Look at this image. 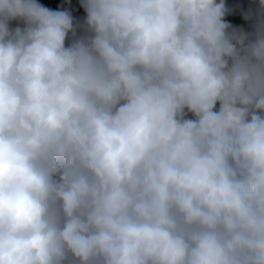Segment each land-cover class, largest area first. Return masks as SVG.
<instances>
[{
  "label": "clouds",
  "instance_id": "9594fccd",
  "mask_svg": "<svg viewBox=\"0 0 264 264\" xmlns=\"http://www.w3.org/2000/svg\"><path fill=\"white\" fill-rule=\"evenodd\" d=\"M79 3L0 0V264H264V0Z\"/></svg>",
  "mask_w": 264,
  "mask_h": 264
},
{
  "label": "trees",
  "instance_id": "16d2710c",
  "mask_svg": "<svg viewBox=\"0 0 264 264\" xmlns=\"http://www.w3.org/2000/svg\"><path fill=\"white\" fill-rule=\"evenodd\" d=\"M38 2L53 9H56L61 5L68 7L70 8L74 18L78 20H80L84 12L80 7L79 0H67V3H65V0H38ZM225 3L229 8L235 9L231 15L226 16V20L233 25L247 27L246 22L239 14V10L241 8L247 9L248 7L252 6L251 0H225Z\"/></svg>",
  "mask_w": 264,
  "mask_h": 264
},
{
  "label": "water",
  "instance_id": "95a60500",
  "mask_svg": "<svg viewBox=\"0 0 264 264\" xmlns=\"http://www.w3.org/2000/svg\"><path fill=\"white\" fill-rule=\"evenodd\" d=\"M84 16H85V15H84ZM84 16H83V17H84ZM80 20H82V18H81Z\"/></svg>",
  "mask_w": 264,
  "mask_h": 264
}]
</instances>
